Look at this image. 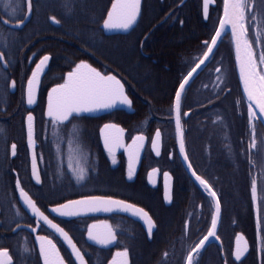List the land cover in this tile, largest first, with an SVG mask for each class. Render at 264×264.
Masks as SVG:
<instances>
[{"label":"flooded vegetation","instance_id":"flooded-vegetation-1","mask_svg":"<svg viewBox=\"0 0 264 264\" xmlns=\"http://www.w3.org/2000/svg\"><path fill=\"white\" fill-rule=\"evenodd\" d=\"M11 2L0 0V21H7L0 23V250L7 249L12 264H44L35 238L36 235L48 236L57 245L66 264L69 260L78 264L64 241L24 207L17 188L19 181L20 188L33 199L40 211L68 232L88 264H110L115 253L125 249L130 264H188L189 255L211 228L216 201L194 179L179 152L175 100L168 116L152 113L154 123L150 124L147 132L130 135L123 124L115 121L103 123L122 125L127 130L128 143L134 136H147L141 164L134 168L133 179L128 180L125 152L116 154L117 163L113 165L102 145L100 129L103 125L99 129L98 147L77 143L80 141L77 134H86L89 130L72 128L63 134L56 124L46 118L48 91L63 83L67 72L73 70L76 64L85 61L104 74L114 72L105 73L102 64L93 59L91 52L85 49L79 51L74 38L70 40L68 35L56 30L59 24L53 23L51 17L58 18L55 11L49 8L55 7L59 1L32 0V19L21 29L13 28L8 22L18 23L19 18L26 17V1L23 0V9L16 19L11 18ZM216 2L210 16L221 0ZM247 2L248 38L253 42L258 67H264L259 65V55L264 51V0ZM201 4L203 9V0ZM225 33L209 63L181 96L185 152L193 170L208 180L217 192L221 208L217 240L198 252L193 257V264H261L264 260L260 251L264 231L259 228H264V223L258 228L257 208L264 221V124L258 116L252 120L248 117V100L238 77L235 47L225 41ZM61 44L70 46L62 49ZM221 50L225 51V55ZM45 55L50 57L48 67L40 81L36 104L30 107L27 103V80L35 70V64ZM224 70L226 74H222ZM207 110L220 113L219 117L218 114L213 116L217 122L227 120L231 125L213 129L218 141L213 145L205 136L196 134V126L201 124L199 120L205 119ZM120 111L123 110L90 118L106 119L108 115ZM29 113L34 117L39 184L32 175V154L27 136ZM159 130L162 146L160 155L156 156L151 142ZM230 137L234 138V144L229 143ZM12 145L16 146L15 155ZM95 148L99 150L94 151ZM70 154L75 158L79 156L83 161V168L88 174L85 181L77 183L75 180L69 168ZM153 169L156 171L153 172ZM165 172L171 177L170 201L164 199ZM253 182L256 184L255 202L251 192ZM85 190L93 194H108L146 210L156 225L152 237H149L143 222L123 213L75 218H59L50 214L51 207L67 199H79L86 195ZM246 199L251 200L248 208L244 207V203H237ZM98 221L110 223L117 236L115 242L102 245L88 239L87 227ZM21 226L36 229L37 233L19 228ZM239 234L244 236V242L248 241L249 252L242 260L236 261Z\"/></svg>","mask_w":264,"mask_h":264},{"label":"snow or ice","instance_id":"snow-or-ice-1","mask_svg":"<svg viewBox=\"0 0 264 264\" xmlns=\"http://www.w3.org/2000/svg\"><path fill=\"white\" fill-rule=\"evenodd\" d=\"M211 0H204V13L207 15L208 7ZM19 7V6H18ZM140 0H114L111 3V10L108 11V19L104 20L103 28L106 30L111 29H128L132 26L139 13ZM249 5L247 0H224L223 16L220 19L219 27L216 29L215 34L211 36L210 43L205 41L203 48V58L196 63L195 67L187 72L181 80H178V89L174 91L175 100V128L176 135L179 142V152L183 155V159L187 164V168L191 171V175L203 188L208 196L216 200V214L212 216L211 228L208 230L207 235L199 242L202 248L206 246V242L210 238H217L215 229L217 227V220L220 213V202L217 192L213 190L212 185L208 180L203 179L197 175L193 170V164L189 161V157L185 152L184 134L181 126V95L182 90L190 83L189 78L202 65L205 64L214 49L217 46L218 39L221 37L222 30L230 26L232 37L235 41V54L236 61L239 64L240 77L243 81L244 92L247 94L248 99V117L250 120L255 119L257 116L262 118L264 122V67H258L256 54L253 49V42L248 38V25L247 11ZM28 15H31L32 3L28 0L27 3ZM13 13L16 8H13ZM26 17L19 18L16 27L24 24ZM51 21L59 24L60 21L55 16L51 17ZM0 23H7V21H0ZM2 59V55H0ZM50 60V57L45 55L38 63L35 64V70L32 71L30 78L27 80V103L32 105L35 103L37 89L41 81V73L45 71V65ZM259 65H264V51L259 55ZM219 71V69H217ZM219 79V77H218ZM14 86V82H13ZM118 104L131 106L132 101L125 93L124 84L115 75L104 74L98 71L97 68L92 67L86 62H80L75 65L74 70H69L66 75L64 83H58L50 89L47 93V109L46 116L53 124L70 122L80 116V114L94 113L98 111H111ZM258 109V111H257ZM187 116V113H184ZM33 121L34 117L31 113L27 115V136L28 146L32 151V175L37 184L40 183V175L37 172V157L34 151L33 139ZM100 135L103 138V147L107 155L111 158V163L115 165L116 150L124 149L127 155V179H133L134 163L138 160L140 150L144 146L145 137L137 135L132 137L131 145L124 143V129L119 128L114 124L106 123L100 130ZM160 132L155 133V138L152 140V149L156 156L160 155L158 150V139ZM12 153L15 155L16 146L12 145ZM69 168L72 169L73 175L77 183L84 181L87 172L83 167H75L72 165V156L69 157ZM156 170L153 169V172ZM164 177V199L170 201V187L169 180L171 177L168 172L163 174ZM17 188L20 191V197L24 204L32 211L33 216L37 220H42L44 225L54 230L63 238L67 246L70 248L72 254L79 264H85L84 258L76 245L73 243L72 238L64 228L60 227L58 223H54L49 215L36 206V203L31 197L20 188V182L17 181ZM252 200L256 201V184H252ZM113 210H122L125 212L131 211L133 215L137 216L147 226L149 237L153 233L155 227L149 213L143 208H137L132 204L126 203L122 199H114L108 194H88L80 197L79 199H67L64 203H59L58 206L51 207L49 212L54 217L59 218H73L81 217L89 213L105 212L110 213ZM264 223L260 218V209L257 208V224L259 226ZM264 231V228H259ZM87 237L94 240L99 244L107 245L117 240V236L112 229V226L107 221H98L87 227ZM242 236L237 237V247L235 251V260L240 261L241 258L248 252V246L245 243L244 247H240V240ZM39 242L40 255L43 257L44 264H65L64 259L60 256L57 245L53 243L52 239L48 236H36ZM261 253L264 254V240H262ZM128 251H117L111 261V264H128L127 261ZM0 258H6L4 264H12L11 257L7 249L0 250ZM68 264H72L69 260ZM188 264H192L191 254L188 257ZM261 264H264L262 260Z\"/></svg>","mask_w":264,"mask_h":264},{"label":"trees","instance_id":"trees-1","mask_svg":"<svg viewBox=\"0 0 264 264\" xmlns=\"http://www.w3.org/2000/svg\"><path fill=\"white\" fill-rule=\"evenodd\" d=\"M56 1H59L55 5V14L60 21L59 31L68 35L70 40L74 38L79 51L85 49L91 52L93 59L102 64L105 73L119 75L134 101V114L120 111L108 115L106 119L81 117L72 119L68 124H56L63 134L72 128L89 130L86 134H77L80 141L76 142L98 147L99 129L105 121L123 124L131 135L147 132L150 124L154 123L152 113L168 116L178 80L203 58L206 50L203 44L205 41L210 43L217 28L212 15L208 21L204 20L201 3L197 0H188L183 5H180L183 0H145L140 22L129 35L107 36L101 25L113 0ZM69 46L61 44L62 49ZM217 114L219 117L220 113L207 110L205 119L199 120L201 124L196 127L205 125L214 129L231 126L227 120L217 122L213 117ZM211 141L218 142L215 137ZM229 143L234 144V138L230 137ZM85 194L93 192L85 190ZM237 203L246 204V208L251 206L248 199L238 200Z\"/></svg>","mask_w":264,"mask_h":264},{"label":"water","instance_id":"water-1","mask_svg":"<svg viewBox=\"0 0 264 264\" xmlns=\"http://www.w3.org/2000/svg\"><path fill=\"white\" fill-rule=\"evenodd\" d=\"M26 1V8H27V3H28V0H25ZM187 0H184L182 3H181V5H183L185 2H186ZM113 2H114V0H113ZM143 2H144V0H140V8H139V13H138V15H137V19H136V21H135V23L132 25V26H130V28H128V29H111V30H106V29H104L103 28V23H102V25H101V28H102V30H103V32L107 35V36H115V35H128V34H130L136 27H137V25H138V23H139V21H140V19H141V15H142V7H143ZM31 3H32V0H31ZM217 5V2H216V0H211V2L209 3V7H208V13H207V15H205V13H204V0H203V17H204V20L205 21H208L209 20V17H210V11H211V8L212 7H215ZM111 10V7H110V9H109V11ZM32 16H33V5H32V10H31V15L29 16L28 15V10H27V13H26V19H25V22H24V24H22V25H20L19 27H16V24L17 23H10V22H8V24L10 25V26H12L13 28H16V29H21V28H24L25 26H26V24H28L29 22H30V20L32 19ZM106 19H108V16H106V18H105V20ZM229 28V31L231 32V29H230V26L228 27ZM224 31H225V29L224 30H222V33H221V37L218 39V42H217V46H218V43L220 42V40H221V38L223 37V34H224ZM233 41H234V39H233ZM217 46H216V48H217ZM234 47H235V41H234ZM215 48V49H216ZM215 49H214V51H215ZM214 51H213V54H214ZM213 54H211L210 56H209V58L207 59V61L205 62V64L204 65H202L199 69H197V71L193 74V77H190L189 78V80H190V82L195 78V76H197L204 68H205V66L209 63V61L211 60V58H212V56H213ZM235 56H236V54H235ZM83 62H85V61H83ZM86 63H88V62H86ZM236 63H237V72H238V77H239V79H240V82H241V84H242V87H243V81H242V79H241V77H240V72H239V64H238V62L236 61ZM88 64H90V63H88ZM91 65V64H90ZM92 67H94L93 65H91ZM47 67H48V63L45 65V71L44 72H42L41 73V79H42V77H43V75L45 74V72H46V70H47ZM75 68V67H74ZM74 70V69H73ZM98 71H100L99 69H97ZM109 75H115L114 73H110ZM116 76V75H115ZM117 77V79H120L118 76H116ZM121 80V79H120ZM65 82V81H64ZM63 82V83H64ZM121 82L124 84V87H125V93H126V95L129 97V99L132 101V104H131V106H128V105H122V104H118L117 106H116V108H114L113 110H111V111H98V112H94V113H87V114H80V116L79 117H101V116H104V115H107V114H109V113H112V112H114V111H117V110H123V111H125V112H127V113H129V114H134L135 113V108H134V103H133V100H132V98L129 96V94H128V92H127V87H126V85H125V83L121 80ZM189 85V84H188ZM188 85H186V87L188 86ZM39 86H40V84H39ZM38 90H39V87H38V89H37V94H36V97H35V103L34 104H32V105H29L30 107H34L35 106V104H36V101H37V96H38ZM185 90V89H184ZM184 90H182V93H183V91ZM243 90H244V87H243ZM245 93V92H244ZM182 96V95H181ZM245 96H246V98H247V94L245 93ZM248 100V99H247ZM47 109V108H46ZM257 111H258V109H257ZM175 114H176V112H175ZM259 118H260V120L262 121V118L260 117V116H258ZM46 118H47V116H46ZM49 119V118H48ZM71 121V120H70ZM69 122H62V123H60V124H68ZM110 124H114V125H116L117 127H119V128H123L124 129V137H123V139H124V143H125V145H131V142L130 143H128L127 142V138H126V135H127V130L122 126V125H119V124H117V123H112V122H110ZM263 124H264V122H263ZM103 127V126H102ZM101 130V129H100ZM159 132H160V130H159ZM140 135H142V134H140ZM144 137H145V142H144V146H143V148L140 150V154H139V158H138V160L134 163V168L136 167V166H138V165H140L141 164V161H142V159H143V156H144V152H145V149H146V145H147V136H145V135H143ZM100 138H101V142H102V145H103V138L101 137V135H100ZM154 138H155V136H154ZM33 139H34V151H35V147H36V141H35V125H34V121H33ZM161 146H162V135H161V132H160V137H159V139H158V145H157V147H158V150H159V152H161ZM32 151H33V149H31V154H32ZM121 152H125V150L124 149H117L116 150V154H119V153H121ZM125 154H126V152H125ZM126 157H127V155H126ZM186 163V162H185ZM191 171L192 170H190V173H191ZM37 172H38V168H37ZM169 187H170V196H171V192H172V187H171V185H169ZM114 199H116V198H114ZM21 201H22V203H23V205H24V207L33 215V213H32V211L24 204V202H23V200L21 199ZM216 201V200H215ZM126 202V201H125ZM126 203H128V204H131V203H129V202H126ZM132 205H134V204H132ZM135 207H137V208H141V207H139V206H136V205H134ZM146 211V210H145ZM113 213H123V214H127V215H130L131 217H133V218H135V219H137V220H140L141 222H143L144 223V221L143 220H141L140 218H138L137 216H135V215H133L132 214V212L131 211H128V212H125V211H122V210H113L112 212H110V213H105V212H99V213H89V214H87V215H84V216H90V215H104V216H107V215H110V214H113ZM150 215V214H149ZM83 217V216H82ZM151 217V216H150ZM73 218H75V217H73ZM152 219V218H151ZM220 219H221V208H220V213H219V216H218V220H217V227H216V229H215V232H216V237H217V231H218V227H219V224H220ZM153 221V220H152ZM109 223V222H108ZM153 223H154V221H153ZM110 224V223H109ZM154 225H155V223H154ZM144 226H145V228L147 229V226H146V224L144 223ZM19 228H25V229H28V230H30L31 232H33V233H37V230L36 229H33V228H31V227H29V226H21V227H19ZM155 228H156V225H155V227H154V229H153V232H154V230H155ZM52 230V229H51ZM52 231H54V230H52ZM114 231V230H113ZM57 234V233H56ZM153 234V233H152ZM58 236H59V234H57ZM36 236H38V235H36ZM70 236V235H69ZM239 236H242L243 238H244V236L242 235V234H239ZM60 237V236H59ZM71 237V236H70ZM151 237H152V235H151ZM62 240H63V238L62 237H60ZM35 240H36V238H35ZM217 240V238H210L209 239V241H207L206 242V246H208L210 243H212V242H214V241H216ZM64 241V240H63ZM72 241H73V243L76 245V243H75V241L72 239ZM64 243H65V241H64ZM245 243L247 244V246H248V252H249V244H248V241L246 240L245 242H244V240L243 239H241L240 240V242H239V244H240V247L241 248H243L244 247V245H245ZM66 244V243H65ZM36 245H37V247L39 248V250H40V246H39V242L36 240ZM67 245V244H66ZM114 245V244H113ZM206 246H204V247H200L199 245L195 248V250L191 253V259H192V264H193V257L198 253V252H200L201 250H203ZM76 247H77V249L80 251V253H81V255L83 256V258H84V262H85V264H88L87 263V261H86V259H85V257H84V255H83V253L81 252V250L78 248V246L76 245ZM236 247H237V245H236ZM69 248V247H68ZM69 250H70V248H69ZM71 251V250H70ZM248 252L241 258V260L245 257V256H247V254H248ZM60 256H61V254H60ZM74 256V255H73ZM62 257V256H61ZM63 258V257H62ZM75 258V257H74ZM6 258H0V262H2V261H4ZM12 261V260H11ZM127 261H128V264H130V261L127 259ZM78 264H79V261H76ZM65 264H66V262H65ZM110 264H111V262H110Z\"/></svg>","mask_w":264,"mask_h":264},{"label":"rangeland","instance_id":"rangeland-1","mask_svg":"<svg viewBox=\"0 0 264 264\" xmlns=\"http://www.w3.org/2000/svg\"><path fill=\"white\" fill-rule=\"evenodd\" d=\"M10 1H12L11 3H12V6H13V8H18L14 13H13V11L11 12V14H12V16H11V18H13V19H16L19 15H20V12H21V10L23 9V0H10ZM199 3H201V0H197ZM223 1L224 0H221V3H220V5H219V7L217 8V9H213L212 10V13H211V17L213 18V20H215L216 22H217V28L219 27V22H220V19L222 18V16H223V7H224V4H223ZM48 2V1H47ZM19 6V7H18ZM201 7H202V4H201ZM20 9V10H19ZM51 11H55L56 9H55V7H52V8H49ZM143 9V8H142ZM202 13H203V9H202ZM140 22V21H139ZM139 24V23H138ZM216 28V29H217ZM56 30H61V28L60 27H58ZM225 31H226V33H225V35H226V39L227 40H225V41H228L229 43H231V45L233 46V44H234V41H233V37H232V34H231V32L229 31V28H226L225 29ZM224 31V32H225ZM227 31H228V33H227ZM129 35V34H128ZM233 48H234V46H233ZM234 51H235V48H234ZM221 53H222V55L225 53V51H223V50H221ZM235 54V53H234ZM225 55V54H224ZM134 68V67H133ZM226 74L227 73V71H223L222 72V74ZM209 127L210 126H208V127H206L205 125H203V126H201V127H198V129L196 130V134L199 136H205L208 140H209V142L211 143V142H213V141H210V138L212 137V139H213V137H214V135L216 136V134H215V132H213V129L211 128V129H209ZM67 143H69V144H72V143H74V142H67ZM203 144H205V141H204V143ZM212 145L213 144H215V143H211ZM72 165H73V168H75V167H77V166H79V167H83V161L82 160H80L79 159V156H77V158H75V156L74 157H72ZM73 172V171H72ZM87 176H88V174H87ZM87 176H86V179H87ZM85 179V180H86ZM84 180V181H85Z\"/></svg>","mask_w":264,"mask_h":264}]
</instances>
